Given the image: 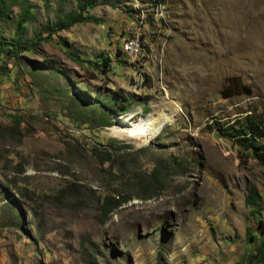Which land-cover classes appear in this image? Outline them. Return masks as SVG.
<instances>
[{
  "label": "rangeland",
  "instance_id": "374dc122",
  "mask_svg": "<svg viewBox=\"0 0 264 264\" xmlns=\"http://www.w3.org/2000/svg\"><path fill=\"white\" fill-rule=\"evenodd\" d=\"M25 10L0 48V264H264V163L236 142L264 128V0H98L66 29L77 0H8L0 40ZM152 114L151 137L111 129Z\"/></svg>",
  "mask_w": 264,
  "mask_h": 264
},
{
  "label": "trees",
  "instance_id": "16d2710c",
  "mask_svg": "<svg viewBox=\"0 0 264 264\" xmlns=\"http://www.w3.org/2000/svg\"><path fill=\"white\" fill-rule=\"evenodd\" d=\"M8 4V0H0V21L5 17L6 15V6ZM78 9L79 12L77 14H70L68 17L64 18L59 23V28H69L70 26L74 25L78 22H98L100 23L101 20L99 18H96L95 16L87 13L84 15V12L87 11V9L93 8L98 4V0H77ZM27 10H25L21 17L20 22L17 27V30L14 34L13 41L7 42L4 40H0V48L3 49L7 44L13 45V53L17 54L20 50L19 47L23 43L22 41V34L21 29L23 27V21L27 17ZM1 36V34H0ZM71 54L73 56H78L77 52L71 51ZM111 59L105 58L104 63L105 65H110ZM119 95V94H118ZM122 100L121 109L120 111L125 113L129 110V104H127V98L124 96V94L120 95ZM104 116V114H103ZM113 124V121L110 116H106L104 118V126H111ZM261 138H264V128H260L258 125H256V122L253 117L248 116L246 118V127L245 130L241 134L236 135V142L239 143L241 146L251 149L256 157L264 163V143H262ZM255 195H252L248 198V203H252L255 205L256 200H254Z\"/></svg>",
  "mask_w": 264,
  "mask_h": 264
},
{
  "label": "bare ground",
  "instance_id": "6f19581e",
  "mask_svg": "<svg viewBox=\"0 0 264 264\" xmlns=\"http://www.w3.org/2000/svg\"><path fill=\"white\" fill-rule=\"evenodd\" d=\"M130 34L132 35V33ZM134 36L132 38H128L127 40H137V49L136 47L133 46H127V40H126L125 49L127 53H129L130 50L134 51V48L137 51H139L140 49H142L143 51L145 50V48L143 47L144 44L142 43V39L140 40V42L138 40L140 38V34H138L136 39H134L135 38ZM169 121H170V116L167 114L163 116H159L156 114L142 115L141 118L136 120L127 115L123 119L122 123L115 125L111 129L115 134L119 133L123 136L126 135L133 139L142 140L144 139V137H151L160 130L164 129L165 126L169 123ZM261 139H262L261 140L262 143H264V138Z\"/></svg>",
  "mask_w": 264,
  "mask_h": 264
},
{
  "label": "built area",
  "instance_id": "2783aa9c",
  "mask_svg": "<svg viewBox=\"0 0 264 264\" xmlns=\"http://www.w3.org/2000/svg\"><path fill=\"white\" fill-rule=\"evenodd\" d=\"M127 46H133L137 49V40H127Z\"/></svg>",
  "mask_w": 264,
  "mask_h": 264
}]
</instances>
